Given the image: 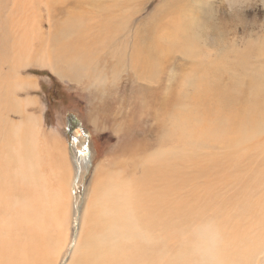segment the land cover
I'll list each match as a JSON object with an SVG mask.
<instances>
[{
	"label": "bare ground",
	"instance_id": "1",
	"mask_svg": "<svg viewBox=\"0 0 264 264\" xmlns=\"http://www.w3.org/2000/svg\"><path fill=\"white\" fill-rule=\"evenodd\" d=\"M12 1L10 9L8 2L0 8L9 11L0 22V74L15 89L32 85L31 78L19 76L28 66L50 67L62 80L85 78L92 85L100 83L96 75L124 67L139 85L134 91L141 89L134 98L146 105L164 84L157 79L168 71L165 63L176 62V55L183 63L175 65L179 79L171 80L175 84L166 87L165 97L151 100L157 111L142 112L147 106L137 103L129 123L119 125L123 149L140 152L130 169L109 172L99 183L94 168L88 185L80 186L93 155L89 137L75 130L70 170L65 163L59 167L66 193L63 184L53 194L44 186L31 139L39 120L23 115L34 100H10L23 119L7 129L0 149V264H194L192 245L208 225L221 236L219 264H264L263 42L246 44L230 63L231 51L211 54L204 46L225 44L227 22H215L211 3L198 7L197 0L189 17V0H163L148 24L135 27L130 47L125 15L119 21L116 16L132 0ZM88 1L104 16L94 33L78 12ZM240 1L245 0H230L229 6ZM226 2H217L222 11ZM139 135L154 138L157 148L149 152L141 141L137 146ZM97 184L101 188L92 196ZM253 222L259 238L243 230Z\"/></svg>",
	"mask_w": 264,
	"mask_h": 264
},
{
	"label": "rangeland",
	"instance_id": "2",
	"mask_svg": "<svg viewBox=\"0 0 264 264\" xmlns=\"http://www.w3.org/2000/svg\"><path fill=\"white\" fill-rule=\"evenodd\" d=\"M193 1L194 0H189L188 3H184L187 5L185 7L187 10V17H189V10L191 9L190 7ZM218 1L219 0H197L195 6H206L211 3V6H213L212 11L215 12H212L215 22L218 20L224 23L227 22L224 29L225 35L223 37V44H225L218 49L211 46L212 44H207L204 46V49L211 54H213L215 50L223 51L226 49L228 53L231 51L229 53L230 57L227 58V62L230 63L235 60L234 58L237 52L244 49L246 44L253 42L254 44H259L261 42L264 44V38H261L262 34L264 36V5L260 0H245L242 2L240 1V3L237 2L232 8L229 6L230 0H225V2H228L225 3L222 11L218 6L220 5L217 3ZM7 2L9 4H7ZM13 2L12 0H0V8L5 7L7 4L8 6H6L10 9ZM162 2L163 0H132L127 10H121L117 14L116 18L118 21L121 16L125 15V22H127L129 29L126 32V35L130 37L129 47L132 45V39L136 32L135 27L142 21L145 25L148 24L152 14L156 13ZM104 4L105 3H102L100 6L103 7ZM178 4L181 5L180 2H178ZM56 7H60V5ZM138 8H141L138 15H129V12L134 13ZM231 9L234 12L233 14ZM78 12L82 14L81 21L91 33H94V28L104 21V16L99 13L89 1L85 5L78 6ZM199 12L201 13V10ZM8 14L9 11H5V9L0 10V22L4 23ZM13 15L14 14H12V17L15 16ZM98 17H100V20H98ZM230 18H232V21ZM233 19L235 22H233ZM1 25L0 23V26ZM120 34L121 32L115 36V43L117 45L120 44ZM259 36L262 41H259ZM203 43L204 40L200 42V45H203ZM160 57L164 59V55ZM181 59L179 55H176V62L170 60L168 63H165L164 66L166 67L167 65L166 68L168 71L162 72L157 79L160 82H164V84L159 86L160 89L153 84L148 86L151 90L157 88L147 100L149 105L147 103L144 105L134 98L136 96L139 97L138 95L141 89L134 91L139 88V85L136 86V80L128 79L124 67H119L113 72L107 71L103 75H96L95 77L100 79V83H95L96 85L87 82L85 78H82L79 82L62 80L53 68L40 65L21 68L19 76L24 80L31 78V82H33L32 85L27 87H18L15 89L14 85L8 81V78L0 74V149L4 145L6 136L10 135L7 133V129L15 123L20 124L23 115L37 118V120H39L40 129L35 131L36 135L31 137V139L32 142L36 144V151L39 157V169L43 173L45 181L44 186L49 193L51 192L53 194L56 189L61 186L60 184H63L61 187L66 193L68 183L60 181L66 178V175H59V167L64 166L65 163L70 170L71 164L69 163L72 161V158L69 149L73 143V135L75 130L83 129V133L89 137V150L93 158L92 167L83 175L84 179L81 181L80 186L84 187L88 185V182L92 179L94 168H96L95 174H101L95 176L96 181L97 178L99 179L100 177L103 181L99 180V183H103L105 180L109 179L107 178V173H118L121 169H130L132 164L140 157L138 148H136L138 151L134 147L133 149L127 148V150H124L123 146H121L124 138L121 134L122 128L119 131L120 126H122L121 124L125 122V120L129 123V117L137 103H140L141 106H147L141 107L142 112L148 113L149 110L154 113L155 110H158L151 100L165 97L168 92L166 87L175 84L171 80L179 79V74L176 73L177 67L175 65L177 63H183ZM209 59L212 58L210 57ZM103 60L106 61V59ZM170 62L173 64L171 68L168 67ZM5 73L7 76L14 75L11 70H5ZM12 99L17 101L34 100V105H27L22 115L16 111L17 105L10 104V100ZM99 109H101L102 112H100L101 110L99 111ZM47 111L48 114L45 116ZM97 125L103 127L97 129ZM135 133L136 130H134L133 134ZM136 141H141L142 145L144 143L149 152L157 148L154 145L155 139L152 137L149 138L139 135L133 142ZM125 142L127 143L126 145L130 144L127 140H125ZM169 146L170 145H167L165 147L164 145L163 148L167 149ZM58 160L62 162L59 165ZM130 160H132V162ZM119 166L123 167L121 168ZM169 167L173 166L170 164ZM138 175L140 174L138 173L137 176ZM139 178L140 176L136 177L137 180H139ZM44 181L41 183H44ZM100 188L101 186L97 184L92 196L98 193ZM29 190V188H25L27 194H29ZM30 193H32L31 190ZM68 227H70V224ZM243 230L255 232L258 238L261 235L255 222H253L248 229L245 228Z\"/></svg>",
	"mask_w": 264,
	"mask_h": 264
},
{
	"label": "clouds",
	"instance_id": "3",
	"mask_svg": "<svg viewBox=\"0 0 264 264\" xmlns=\"http://www.w3.org/2000/svg\"><path fill=\"white\" fill-rule=\"evenodd\" d=\"M199 241L192 245V254L197 257L194 264H219L217 250L221 241L219 230L212 225L201 229Z\"/></svg>",
	"mask_w": 264,
	"mask_h": 264
},
{
	"label": "trees",
	"instance_id": "4",
	"mask_svg": "<svg viewBox=\"0 0 264 264\" xmlns=\"http://www.w3.org/2000/svg\"><path fill=\"white\" fill-rule=\"evenodd\" d=\"M48 114V111L46 112L45 116Z\"/></svg>",
	"mask_w": 264,
	"mask_h": 264
}]
</instances>
